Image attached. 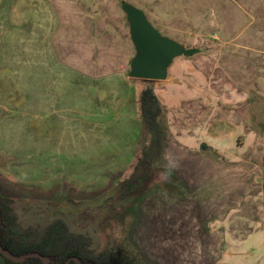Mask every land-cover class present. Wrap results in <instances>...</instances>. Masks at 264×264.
<instances>
[{
  "label": "crops",
  "instance_id": "crops-1",
  "mask_svg": "<svg viewBox=\"0 0 264 264\" xmlns=\"http://www.w3.org/2000/svg\"><path fill=\"white\" fill-rule=\"evenodd\" d=\"M26 1L30 5L35 0ZM62 1L56 2L60 30L82 31L81 36L77 35L76 51H68L66 47L53 49V41L47 34L51 29L44 25L38 38L34 36L26 41V56H5L2 48L0 79L6 83H1L3 94H16L14 87L18 82L27 102L10 104L3 108L6 113L0 115V169L14 168L18 173L20 168L26 169V164L21 165L19 160L27 156L29 160L43 159L44 164L37 163L36 168L31 160L28 166L34 172H24V179L19 181L2 171L0 177H9L19 184L28 179V185H37L36 189L44 193L57 184L60 190L55 189L56 193L67 190L76 195L83 190L84 154L88 152L89 160H95V152L99 151L95 145L112 144L107 150L118 159H135L139 153L147 132L137 101L146 84L140 83L138 88L128 80L134 78L128 74L134 48L124 12L120 7L115 8L113 0H109L111 6L107 11L85 6L83 0ZM130 3L146 16L162 17L156 24L150 21L161 33L194 49L190 56L174 58L166 78L154 81L153 91L164 109L160 117L164 128L160 160L172 172L168 185L179 186L178 192L189 191L188 177L199 175L206 192L213 185L219 192L236 193L237 197L229 203L231 209L237 208L243 197L238 193L245 190L258 201L256 167L262 159L258 153L262 140L254 130L250 104L252 99L264 102V0H154V12L144 4ZM46 9L43 7V15L51 16L53 12ZM35 10L34 4L31 10L28 8L27 15L35 17L38 14ZM108 15L121 18L119 33L112 25L113 19L96 18ZM176 17H188L187 22L181 24ZM125 25L127 30L123 32ZM183 27L201 33L205 43L187 44L178 36ZM116 38L127 44L129 52L125 56L116 54L113 44ZM0 42L4 47L5 42ZM19 74H25L26 82L18 81L22 79L17 77ZM5 89H8L6 94ZM89 97L92 100L95 97V114L94 107L87 104L91 103ZM167 141L171 143L170 152ZM244 144H257L255 159L245 161ZM85 145L89 150L83 151ZM115 145L123 147L116 149ZM3 156L7 163L2 162ZM55 161H63V166L66 163L60 174ZM215 167L224 168L225 174L215 171ZM40 168L44 172H39ZM0 193L6 195L1 187ZM250 222L256 227L244 236L225 232L221 251L225 264L240 263L235 257L237 251L254 235L258 248H263L260 220L250 218ZM0 264H7L2 257Z\"/></svg>",
  "mask_w": 264,
  "mask_h": 264
},
{
  "label": "rangeland",
  "instance_id": "rangeland-1",
  "mask_svg": "<svg viewBox=\"0 0 264 264\" xmlns=\"http://www.w3.org/2000/svg\"><path fill=\"white\" fill-rule=\"evenodd\" d=\"M83 1L85 6L95 7L101 11L103 9L107 11V7L111 6V1L109 0ZM126 1L144 4L146 8H153L152 12L155 11L154 0ZM56 2L64 1L35 0L30 2V5H27L28 1L26 0L0 1V41L5 42L4 47L1 46L0 42V57L2 48L5 56H26V41L34 36L38 38L44 30L42 25L46 29L48 27L49 30L51 29L47 34L50 35V39L53 41V49L54 47L55 49L66 47L68 51H76L77 35L81 36L82 31L78 33L60 30L61 17L57 16L56 7L59 4ZM112 2H115V8L118 9L120 7V0H113ZM34 4L35 11L38 12L35 17L27 15L28 8L30 7L31 10ZM43 7L50 9L53 14L51 16L43 15ZM101 13L107 15V12ZM107 17L113 19L112 25H114L116 33H119L121 20L119 16L108 15L97 16L96 18ZM146 17L155 24L158 18L162 19V17L153 14ZM187 18L176 17L181 24H185ZM33 22L34 24L32 25ZM154 23L151 22L156 28ZM175 25L178 24L176 23ZM33 26L36 28L34 29ZM122 30L126 32V25L122 27ZM183 30L181 33L178 32V36L187 44L199 41L202 46L205 43L201 33L197 34L198 32L187 31L186 28ZM173 33L175 34L176 32L173 31ZM20 40L25 42L21 43ZM113 44L117 55L122 57L129 52L128 46L123 39L116 38ZM24 75L19 74L17 77L22 79H15V82L16 80L22 83L26 82ZM128 80H131L133 86L138 88L140 83L143 82L152 86L153 89L156 85L154 81L147 82L134 78ZM1 83L6 85L4 80L0 79V105H4V107H0V115L6 113L3 108L10 106V104L16 105L27 102V96L22 93L24 92L23 89H19L21 83L16 82L18 88L14 85L16 94L13 96L3 94V84ZM9 91L11 90L9 89ZM7 92L8 89H5L4 93L6 94ZM93 99L89 97L91 103L87 104L94 107L95 97ZM84 101L87 102L86 96H84ZM252 102L253 99L250 104L253 127L262 140H260V149L258 150L259 157H262V159L260 158L258 168L256 167L259 170L260 191L258 193V201L255 200L256 196H251L249 190L238 193L242 194L243 197L235 209L229 208V203L237 197L236 193L219 192L218 189H214L213 185L210 186L212 187L211 190L208 188L206 192L205 186L201 185L202 178L199 175H193L188 177L191 183L189 191L178 192L176 190L179 189V186L168 184L159 185V188L153 187L134 204L135 213L133 215L130 208H128V202L117 200L116 182L114 180L122 179L125 176L124 173L130 171L134 159L113 158L111 151L107 150L113 145L105 144L106 142L95 145V147L99 148V151L95 152V160H89L90 154L88 152L84 154V160L82 161L84 166L83 190L76 195H72L67 190L62 192V194L60 192L56 193L55 189L60 190L57 184H52L53 190L44 193L36 189L37 185H28V179H25L26 182L21 184L14 182L19 181L20 178L24 179L23 175H26L24 172L28 173L30 170L34 172V168L28 166V164H32L31 160H34L36 168L38 167L37 163L44 164L43 159H40L41 162L34 157V159L29 160L28 156L19 160L21 165L26 164V169L20 168L18 173L14 168L0 169V172L2 171L7 175L12 174L14 179H16L13 181L9 177H0V187L3 193L6 194L4 196L12 199L11 205L22 227L41 230L48 222L59 217L66 222L70 231L81 232L88 236L90 238V247L95 252L103 248H119L131 251L137 254L142 264H225L221 255L223 244L225 243L223 241L225 232L230 231L232 235L236 233L238 235H246L247 232L256 227L255 224H251L250 218H258L260 220L259 226L263 232L264 248V102L263 104ZM93 112L95 114V107ZM86 129L87 127H84V130ZM19 140H22V137ZM242 140L244 142V139ZM168 141L166 148L170 152L171 143ZM256 145H243L245 161H251V159L257 157ZM18 146L23 147L25 145L20 144ZM118 146L115 145V148L123 147L122 145ZM84 150H89L87 145L83 146ZM79 157H81L80 154ZM94 157L91 154V158ZM1 158L3 163L8 162L6 156ZM62 162H54L59 165L57 166V174L62 173L64 168L67 167L66 163L63 166ZM158 164V166H161L160 160H158ZM60 166L62 167L59 168ZM214 170L223 174L226 172L222 167H215ZM37 172L38 169L35 173ZM39 172H44V170L40 168ZM107 175L109 178H107ZM27 178L32 179L30 177ZM220 180V177H218L216 183L219 184ZM225 187L227 186L225 185ZM234 221H238V223ZM258 243L256 235L244 241L242 247L237 251V256H235L240 261L237 264H264V249L258 248Z\"/></svg>",
  "mask_w": 264,
  "mask_h": 264
},
{
  "label": "trees",
  "instance_id": "trees-1",
  "mask_svg": "<svg viewBox=\"0 0 264 264\" xmlns=\"http://www.w3.org/2000/svg\"><path fill=\"white\" fill-rule=\"evenodd\" d=\"M150 82L151 80H143ZM139 114L145 124L147 139L135 157L130 171L116 181L117 200L129 203L134 215V204L153 187L166 185L172 172L160 160L163 150L164 128L160 117L163 106L152 86H144L137 101ZM161 161L158 167L157 161ZM167 174V176H166ZM12 199L0 193V244L14 255L38 252L49 258V264H62L69 257L78 258L82 264H142L136 253L123 249L103 248L95 252L90 247V238L81 232H72L61 218H54L41 230L22 227L11 205ZM0 257L7 264H41L37 257H29L22 262H12ZM67 264H74L71 260Z\"/></svg>",
  "mask_w": 264,
  "mask_h": 264
},
{
  "label": "water",
  "instance_id": "water-1",
  "mask_svg": "<svg viewBox=\"0 0 264 264\" xmlns=\"http://www.w3.org/2000/svg\"><path fill=\"white\" fill-rule=\"evenodd\" d=\"M119 5L124 12L129 38L134 48V54L128 63L130 76L142 80H163L174 58L190 56L194 53V49L159 32L140 8L126 0H120ZM0 254L12 262H22L26 258L37 257L41 260V264H49V258L38 252L14 255L1 244ZM71 260L74 264H82L76 257H69L62 264H67Z\"/></svg>",
  "mask_w": 264,
  "mask_h": 264
}]
</instances>
